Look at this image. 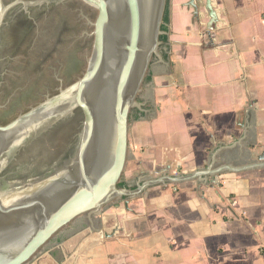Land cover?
<instances>
[{
	"label": "crops",
	"instance_id": "0c3cea01",
	"mask_svg": "<svg viewBox=\"0 0 264 264\" xmlns=\"http://www.w3.org/2000/svg\"><path fill=\"white\" fill-rule=\"evenodd\" d=\"M204 3L168 0L129 116L122 178L143 189L34 264H264V0H211V32Z\"/></svg>",
	"mask_w": 264,
	"mask_h": 264
},
{
	"label": "water",
	"instance_id": "95a60500",
	"mask_svg": "<svg viewBox=\"0 0 264 264\" xmlns=\"http://www.w3.org/2000/svg\"><path fill=\"white\" fill-rule=\"evenodd\" d=\"M189 1L196 9L199 0ZM77 2L78 12L85 8L95 16L93 20H85L91 32L82 34V39L89 38L91 46L83 59L80 76L71 84L55 88L49 10L41 19L34 20L30 42L23 41L20 51L6 56L0 66L1 122H8L26 107L39 103L0 127V222L12 220L8 227L0 225V264H26L58 231L79 216L105 212L115 207L111 205L115 199L123 202L124 197L143 189L144 184L133 191L117 186L127 162L130 112L136 106L152 57L159 56L167 0ZM204 2L209 17L206 28L211 32L217 15L211 0ZM45 7L49 8V0H0V30L7 25L9 15H29ZM111 13L116 15V22L109 26ZM142 35L145 39L141 42ZM44 38L49 39L50 55L33 71L30 53L45 44ZM3 43L1 40L0 52ZM73 88L78 95L66 111L59 113L58 102L66 101L64 97ZM104 100L110 104L108 117L101 113ZM6 103L8 107L4 110ZM75 110L82 112L83 120L73 154L46 172L19 171L8 179L5 168L14 150L44 125L63 121ZM13 207L16 214L10 209Z\"/></svg>",
	"mask_w": 264,
	"mask_h": 264
},
{
	"label": "flooded vegetation",
	"instance_id": "af4514ba",
	"mask_svg": "<svg viewBox=\"0 0 264 264\" xmlns=\"http://www.w3.org/2000/svg\"><path fill=\"white\" fill-rule=\"evenodd\" d=\"M75 6L78 7L77 1L75 3ZM45 8H48V7H45ZM91 14L92 16H94L93 13ZM24 15H26L30 19L29 17L30 14L29 15L24 14ZM34 22L35 21L32 19V24H34ZM79 29L80 28H78V26L75 23V26H73V31L77 33L79 32ZM2 30L3 29L0 30V33ZM0 41H1V38H0ZM9 55H10L9 53H3V51L0 52V66L3 62H5L6 60L5 57ZM9 57H12V56H9ZM2 72H3V68H0L1 75H2ZM42 98H43V95H42ZM6 104L7 105L4 104L5 107L3 106L2 109L4 110L7 109L8 103ZM38 104L39 103L37 104L35 103L33 105L26 107L24 111L19 112L15 118L11 119L8 122H1V118H0V127L11 123L13 120L18 118L20 115L27 113L31 108L37 106ZM82 120H83L82 112L80 110H75L69 118L63 121L51 123L50 125H47V124L44 125L40 130H38L36 135L25 140L24 143L18 147V149L14 150L13 156H11V158L9 159L10 164L8 165V167L5 168V173L7 174V178L8 179L14 178V174L18 173L19 171L20 172L30 171V172L38 173V174L43 173V172H46L50 167L61 164L66 158H68L69 156L73 154V150H74L75 143H76V135L80 129ZM9 183H14V182L9 180ZM10 209L14 211L13 212L14 214H16L15 207L10 208ZM11 221L12 220L10 218L3 219L2 222H0V225L2 227H8ZM75 222H76V219L73 222H71L67 227L58 231L55 234V236L52 237L51 240H49L45 245L41 247L39 251L46 252L47 250H49L48 246H51L54 244L55 246H61L63 241L66 240L65 238L69 235L70 236L73 235V233L77 230V228H74ZM85 226L86 225L83 224V226L81 225V227L79 228H85ZM63 233H65V235L67 236L65 237L60 236ZM35 257L36 256H34L33 258Z\"/></svg>",
	"mask_w": 264,
	"mask_h": 264
},
{
	"label": "rangeland",
	"instance_id": "374dc122",
	"mask_svg": "<svg viewBox=\"0 0 264 264\" xmlns=\"http://www.w3.org/2000/svg\"><path fill=\"white\" fill-rule=\"evenodd\" d=\"M77 0H49V8L52 6L53 8L49 10V17L57 16L55 14L56 10H60L66 16L69 24V29L66 31L65 35L62 36L60 42L55 40H51V55H52V70L55 82V88L59 85H69L74 80V78L80 76L81 71H78V60L82 62L85 56L89 54L90 50V39H82L84 35L82 34H89L91 31L89 27L86 25V21L94 19V16L87 9H82V12L79 11V4L78 7L75 6ZM93 17V18H92ZM86 20V21H85ZM78 26L79 32L75 33L73 31V26ZM53 23L50 22V31L52 28ZM78 34V35H77ZM81 47V49H80ZM156 58V57H154ZM153 57L151 59L152 63ZM138 96V95H137ZM137 99V97H136ZM123 202H120L119 199H115L111 204L113 206H120ZM106 208V207H105ZM112 209V208H111ZM109 209V210H111ZM106 210V211H109ZM85 224V228H79L81 225ZM74 228L77 230L73 233L75 237L78 238L81 233H87L90 227L87 224L86 216L82 215L76 219L74 223ZM60 236H67L63 233ZM70 236V235H69ZM67 236V237H69ZM63 237V238H64ZM76 238V239H77ZM75 244V242H74ZM59 246L51 245L48 246L50 249H57ZM44 253V251H39L35 256V258L31 259L26 264H34L38 258ZM33 260V261H32Z\"/></svg>",
	"mask_w": 264,
	"mask_h": 264
},
{
	"label": "trees",
	"instance_id": "16d2710c",
	"mask_svg": "<svg viewBox=\"0 0 264 264\" xmlns=\"http://www.w3.org/2000/svg\"><path fill=\"white\" fill-rule=\"evenodd\" d=\"M53 7L50 8H41V11H31L30 19L24 15H9V18L7 19V25L3 28V30L0 33V38L5 43L2 45L4 46V49L2 50L3 53H9V56H13L17 52L20 51V47L23 41H29L33 37V20H39L41 17H43L44 14L48 13V10H51ZM55 14L57 16H51L49 19V22H52V28L50 31L49 39L55 40L57 42H60L62 39V36L65 35L66 31L69 29V24L66 16L63 14L62 11L56 10ZM168 24H169V4L168 0L166 3V8L163 16V24L161 26V31L163 32V35L159 37L160 45L158 47V53L162 56L164 60H167L168 57V39L166 36V33L168 32ZM46 41L45 44L41 46V48H36L34 51L30 53L31 57H33L32 63L29 62V65L33 71L38 70L42 63L45 62V59L49 58L50 50L47 46V41L49 39L44 38ZM81 49V47H80ZM33 55V56H32ZM155 56H153L152 62H154ZM84 63L81 60H78V71H81V68L83 67ZM152 85V73L150 72V68L148 69L146 76L144 78V81L142 83L141 89L143 92L137 96V101L141 100L147 95L148 88ZM130 118L133 120H140L142 118V114L139 113L136 109L131 110ZM119 189H127V190H135L136 187L134 186H126L123 178L121 177L118 186ZM128 187V188H127Z\"/></svg>",
	"mask_w": 264,
	"mask_h": 264
},
{
	"label": "bare ground",
	"instance_id": "6f19581e",
	"mask_svg": "<svg viewBox=\"0 0 264 264\" xmlns=\"http://www.w3.org/2000/svg\"><path fill=\"white\" fill-rule=\"evenodd\" d=\"M113 21L116 22V15L114 13H111V15H109V26H110L111 22H113ZM109 26H108V31L110 33L111 29L109 28ZM144 39H143V35H142L141 42ZM70 94H72V95H70ZM76 94L78 95V91L76 92V88H73L72 91H70L69 95L64 97L66 101H64L63 103H61L60 101L58 102L59 113L66 111L70 107V103H71L72 99L76 97L75 96ZM102 103L103 104L101 106L103 107V109H102L101 113L103 114V116L106 115V117H108L110 114V110H109L108 105H110V104H109V102L107 103V100H104ZM110 119H111V117H110Z\"/></svg>",
	"mask_w": 264,
	"mask_h": 264
}]
</instances>
